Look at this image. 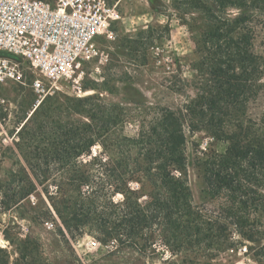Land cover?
<instances>
[{
    "label": "rangeland",
    "instance_id": "obj_1",
    "mask_svg": "<svg viewBox=\"0 0 264 264\" xmlns=\"http://www.w3.org/2000/svg\"><path fill=\"white\" fill-rule=\"evenodd\" d=\"M107 1L122 14L107 59L85 61L80 84L78 75L63 80L42 103L58 101L67 108L70 101L77 108L53 116L48 129L38 130L42 105L33 111L32 91L13 81L0 85V119L8 133L0 144V264H264V219L259 216H252L248 226L255 242L227 223L209 239L182 237L180 242L171 230L168 243L160 225H135L132 232L119 227L117 215L113 218V212L120 213L113 203L127 209L148 202L143 149L128 140L137 139L157 108L179 110L194 98L198 41L207 25L193 8L196 0H184L185 6L182 0ZM259 21L254 50L263 55L264 13ZM263 112L264 92L250 104L249 116L260 119ZM88 125L107 132L79 158L63 153L64 137L49 135L55 126L86 131ZM225 149L205 132H187L192 205L204 213L220 211L221 201L209 194L198 160ZM116 177L127 180L120 190H114ZM63 219L72 223V232Z\"/></svg>",
    "mask_w": 264,
    "mask_h": 264
},
{
    "label": "trees",
    "instance_id": "obj_2",
    "mask_svg": "<svg viewBox=\"0 0 264 264\" xmlns=\"http://www.w3.org/2000/svg\"><path fill=\"white\" fill-rule=\"evenodd\" d=\"M193 8L202 12L207 25L198 41L200 58L192 83L195 96L179 110L157 108L151 121L142 124L137 139L128 140L143 149L144 167H140L148 183V202L144 206L135 202L127 209L113 203L120 210L113 212V218L117 215L119 227L132 232L135 225H160L168 243L171 230L180 242L182 237L209 239L227 223L237 225L242 237L255 242L256 234L248 226L252 216L264 219V112L260 119H253L249 106L264 92V53L254 50L255 26L259 13H264V0H196ZM233 9L237 12L232 13ZM74 108L70 101L67 108L58 101L43 104L37 111L43 118L37 129H48L49 119ZM186 130L205 132L226 144L224 153L211 151L198 160L209 194L221 201L220 211L204 213L192 205ZM103 132H107L104 126L89 125L86 131L71 126L49 129V135L64 137L63 153L73 158L88 153ZM112 182L114 190H120L127 180L116 177ZM63 222L69 232L74 230L70 221Z\"/></svg>",
    "mask_w": 264,
    "mask_h": 264
},
{
    "label": "built area",
    "instance_id": "obj_3",
    "mask_svg": "<svg viewBox=\"0 0 264 264\" xmlns=\"http://www.w3.org/2000/svg\"><path fill=\"white\" fill-rule=\"evenodd\" d=\"M121 21L107 0H0V85L27 86L37 110L61 81L80 84L85 61L107 59ZM7 138L0 119V144Z\"/></svg>",
    "mask_w": 264,
    "mask_h": 264
}]
</instances>
